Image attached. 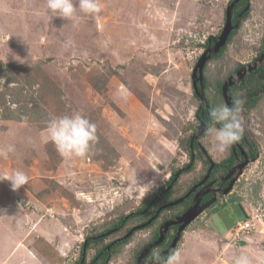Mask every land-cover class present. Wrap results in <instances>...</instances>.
<instances>
[{"label": "rangeland", "instance_id": "obj_1", "mask_svg": "<svg viewBox=\"0 0 264 264\" xmlns=\"http://www.w3.org/2000/svg\"><path fill=\"white\" fill-rule=\"evenodd\" d=\"M100 2L98 14L81 15L74 23L50 17L46 0H0V91L8 90L7 81L16 89L0 108V149L13 147L6 158L0 156V173L19 170L28 176V183L15 191L0 181V212H7L4 218L0 214V222L10 230L25 218L20 229L36 235L42 229L33 222L56 224L51 225L53 241L62 258L59 262L54 256L56 264H76L88 236L135 212L167 185L173 171L190 162L186 140L200 102L192 73L207 39L224 27L228 0ZM261 40L264 0H252L232 40L204 70L210 103L225 104L217 84L240 59L251 60ZM23 106L13 119L4 118L5 107ZM77 111L96 125L98 137L87 156L65 159L47 140L45 128L50 119ZM239 115L242 131L257 142L259 157L233 193L188 226L177 246L181 264L221 259L232 264L241 255L251 264H264V94L254 106L239 109ZM202 144L220 158L211 150L210 137ZM202 167L197 158L195 168L179 177L174 196L201 176ZM241 205L253 229L226 238L233 222L227 224L241 219ZM148 233L137 232L124 253L140 246ZM15 242L13 232L0 238V263ZM109 264L124 262L115 256Z\"/></svg>", "mask_w": 264, "mask_h": 264}, {"label": "flooded vegetation", "instance_id": "obj_2", "mask_svg": "<svg viewBox=\"0 0 264 264\" xmlns=\"http://www.w3.org/2000/svg\"><path fill=\"white\" fill-rule=\"evenodd\" d=\"M232 2L233 0H228L226 10ZM251 6H252V0H238L235 3L232 12V22L233 24L238 23V27L234 28L231 31L230 35L235 29L239 28L241 22L248 16L249 12L251 11ZM246 12L247 14L245 15ZM225 23H226V13H225ZM219 35L212 36L207 39L206 47L204 51H206L209 47L215 44V41L218 39ZM229 37L227 39L226 44L223 46L225 48L226 45H228V43L232 40L233 35L230 38ZM256 47L258 49V52L251 60L243 61L240 59L235 65V67H233V69L226 74V76L223 78V81H220L217 84L216 86L217 92L219 91V94L223 98V101H225V104L227 102L226 99L224 98L222 89L226 82H229L230 85L228 90V95L230 97L232 107H238L239 109H242L243 107H249L250 103L252 102L257 104L258 101L261 99L262 94H264V40H261L259 43H257ZM219 52L217 54H219ZM208 53H210V51ZM217 54H213L212 58H210L207 61L204 70L207 64L212 59L221 56V54L216 56ZM206 77L207 76L205 75L204 72L203 82H205ZM198 86L200 87V82H198ZM194 95L195 97L199 98L196 94L195 89H194ZM238 100L241 102L239 105L236 104ZM214 107H216V105L212 102L210 103L209 99H207V103L205 104H202L200 100L196 114V124L194 125L191 134V138H192L195 135L197 136V134L200 132L199 137L194 138V140L191 142L189 146L190 150L188 153L190 155L191 160L189 163H187L189 164V166L182 167V168H187V170L179 171V177L183 173L191 171L192 168H195L196 160L198 158L202 162V166H203L202 167L203 172L201 176L198 177L197 179H194L193 182L188 186V188L183 194L174 196V191H173L171 193V199H168L165 202H159L157 204V207L149 205V207H152V210L150 211L151 213H149V215L144 219L134 220V222L136 223L133 225H129L130 222L129 221L128 223H126L125 227H123L121 231H116L122 233L118 234L115 237H112V239H109L111 235L109 234L105 239V243L107 240V243L112 242L113 246L116 245L115 242L116 239L122 240L124 238L127 239L130 238V240L119 246L115 252L112 251V255H111V246L107 247L105 253L107 254L106 256L109 263L111 260L113 261V259H115V256H117L120 257V259L124 262V264H139L140 261H141L140 264H165L167 260L163 262V259L178 250L177 248L178 243L183 237V234L188 228V226H190V224L187 225L186 228L181 232L180 239L175 249L171 253H169L166 256H162L163 255L162 253H164V251L169 247L174 237L178 233L181 223L171 225L166 231V237L164 238L163 242H161L158 245H153L150 248L146 258H143L142 253L145 250V248L159 239L161 230L165 232L164 230L165 223L170 220L178 219L180 216L185 214L195 204L196 200H200V204H199L200 207H203L207 203H210V205L207 206L202 213H204L205 211L209 210L212 207H216V205H218V203L220 202V200H222L223 197L233 193L235 188L238 186L241 177L244 175L245 170L252 162H254L259 157L258 150L255 147L253 141L247 136V134H245L242 131L240 139L231 146L229 153L226 155H219L220 158L215 159L210 149L202 144V139L204 137H209L207 133V129L211 125L209 112ZM239 120L241 124L240 115H239ZM202 124L206 125L205 126L206 128L203 131L201 130ZM216 127H219V125H216ZM197 150L200 151V155L199 153L197 154ZM201 155H204V158H202ZM168 185L166 186L169 189H171L175 185V182L172 181ZM183 197L185 198L181 203H179L180 205L177 204L179 205L178 207L170 208V207H174V206H170L168 208H165L166 210L164 209L161 210L160 213L156 216L158 209L162 205L181 199ZM142 203L140 204V206L142 205ZM145 210L146 208L142 210L143 214H145ZM153 217L155 218L149 224H147L142 228H138L132 231L134 227L148 222ZM147 229L149 231L148 238L140 246L137 247L131 246L128 249V252L124 253L125 247L131 244V239L134 237V235L139 231L147 230ZM156 230H158V234H156ZM94 250L95 251L91 256H89L90 252L88 253V257L84 261L90 263L92 261L94 262L97 259L99 251L97 248H94ZM94 256L96 257L94 258ZM157 256L160 259L159 262H157V258H156Z\"/></svg>", "mask_w": 264, "mask_h": 264}, {"label": "clouds", "instance_id": "obj_3", "mask_svg": "<svg viewBox=\"0 0 264 264\" xmlns=\"http://www.w3.org/2000/svg\"><path fill=\"white\" fill-rule=\"evenodd\" d=\"M46 8L48 15L52 18L60 17L78 23L81 15L94 16L95 14H98L101 11L102 4L100 0H46ZM240 103L239 100L236 102L237 105ZM209 116L211 125L207 129V133L211 140V150L219 155H226L231 146L240 139L242 133L239 120V108L229 107L227 103L226 105L221 104L212 108L209 112ZM216 125H219V127H216ZM45 135L47 140L55 145L59 155L65 159L76 157L83 158L87 156L91 151L92 146L97 141L96 125L78 111L50 119L46 124ZM193 140L194 137H192V141ZM11 151H13L11 145L8 146L6 150L0 149V156L6 158ZM175 171L178 173L180 170L176 169ZM175 171L173 172L174 174H176ZM174 179L177 180L178 178H175L174 175ZM0 181H8L11 185V189L15 191L28 183V176L19 170H13L11 172L5 171L0 173ZM234 198L235 200H233ZM239 199V196L233 197L232 203H236ZM240 207L245 211L242 205ZM238 214H240V209ZM247 220L251 221L248 214L247 218L241 217V219L228 223L227 226L229 227L233 222L231 227L225 232V235L227 233L226 238L231 235L236 239L245 231L253 229L252 227L248 230H238L239 223H243ZM217 232L220 234L218 230ZM88 253L89 250H83V261L87 259ZM156 258L159 259L158 256ZM181 259L180 251H176L168 257L165 264H181ZM217 264H224L223 259ZM235 264H251V261L248 256L241 255L235 259Z\"/></svg>", "mask_w": 264, "mask_h": 264}, {"label": "trees", "instance_id": "obj_4", "mask_svg": "<svg viewBox=\"0 0 264 264\" xmlns=\"http://www.w3.org/2000/svg\"><path fill=\"white\" fill-rule=\"evenodd\" d=\"M246 14H247V12L245 13V15ZM235 31H236V29L232 32L230 37L233 35V33ZM224 49H225V47H222L221 51L216 56L220 55L223 52ZM0 76H2L1 69H0ZM204 84H205V87L207 88V86H208L207 85V78H206ZM6 85L9 86V87H7L8 90L6 92L5 91H0V101L2 102V104L0 105V108H1L2 105L6 104L8 102V101H6L7 95H9L12 98V95L14 94V92H16V89L13 86L10 85L9 81L6 82ZM95 86L98 88V85H94V87ZM11 90H15V91H11ZM255 104L256 103H254V102L250 103V107L254 106ZM25 108H26V106H23V108L19 107V108H16V109L15 108L14 109H10V107H5V109L8 110V111H7V113H6L4 118L13 119V117H14L13 115L15 114L16 110H23ZM97 137H98V133H97ZM191 141H192L191 137H189L186 140L187 148H189V146L191 144ZM253 143H254L255 147H258L257 142L254 141ZM186 166H189V164H187ZM179 170H187V168H181ZM174 175L175 174L173 173V175L170 177V179L167 182V185L170 184L172 181L175 182V185L171 189H169L167 186L159 187L155 192L151 193L148 196V198H145V200H143L142 205L139 206L138 209L135 212H131L130 214H126V215L125 214L121 215L115 221H112L111 224L105 225V227L103 229L99 230L97 233H95V234H93L91 236H88L86 238V240H85L86 242H83L82 251L80 253V257L77 260L76 264H108L109 261L107 260V256H106L107 254L105 253L107 247L111 246V255H112V251L115 252L116 249L119 246H121L122 244H124L125 242L130 240V238H128V239L124 238L122 240L121 239L120 240L116 239L115 240L116 245L113 246L112 242H109V243L106 242L105 243V239L107 238V236L109 234H112V233L116 232V231H121L123 229V227H125L126 223H128L129 221H134L136 219L140 220V219H144L145 217H147L149 215V213H151L150 211L152 210V207H149V205L157 207V204L159 202H165L166 200L171 199V193L175 189L174 187L176 186V182H178V180L174 179ZM233 200H235V198ZM179 205H177V206L174 205V207H170V208H176ZM144 208H146L145 214H143V212H142V210ZM239 209H240V216L242 215L241 216L242 218H247V215H246L245 211H243L240 206H239ZM164 210H166V209H164ZM235 220L236 219L234 218L232 221L234 222ZM156 234H158V230H156ZM94 248H97L98 251H99L97 259L94 262L92 261L90 263H88L87 261H83V258H84L83 250L84 249L91 250V249H94ZM169 256L165 257L163 259V262L166 261ZM95 257L96 256H94V258Z\"/></svg>", "mask_w": 264, "mask_h": 264}, {"label": "water", "instance_id": "obj_5", "mask_svg": "<svg viewBox=\"0 0 264 264\" xmlns=\"http://www.w3.org/2000/svg\"><path fill=\"white\" fill-rule=\"evenodd\" d=\"M237 1L238 0H233V2L228 6L227 11H226V23L224 25V28H223L221 34L218 36V39L215 41V44L213 46L209 47L206 51L203 52V54L200 56L198 62L196 63V65L194 67V70H193V73H192L193 85H194V89L196 90V94L199 96L202 104L207 102V96H206V93H205V86H204V82H203V79H204V67H205L207 61L210 58H212L213 54H217L221 50V48L226 44L227 39H228L231 31L234 28L238 27V23L237 24H233V22H232L233 7H234V5H235V3ZM209 51H210V53H208ZM198 82H200V87L198 86ZM229 86H230L229 82H226L224 84V86H223L222 91H223V95H224V98L226 99V102H227L228 106L232 107V104H231V101H230V97L228 95ZM205 126L206 125L202 124V127H201L202 131L205 130V128H206ZM199 133L197 134V136L195 135L194 138H198L199 137ZM178 177H179V172L175 174V178H178ZM185 197H183L181 199H178V200H175L173 202H169L167 204L162 205L158 209V211L156 213V216L160 213L161 210H163L165 208H168L170 206H174V205H177V204L181 203L184 200ZM199 204H200V200H196L195 204L185 214L180 216L178 219H174V220H170V221L166 222L165 225H164L165 232L161 230V232H160L161 234H160L159 239L156 242H154L153 244H150L148 247L145 248V250L142 253V257L146 258L150 248L153 245H158L161 242H163L164 238L166 237V231L171 225L177 224V223H181L179 231L176 234V236L174 237L172 243L164 251V253H162L163 255L162 254L161 255L162 256H166L169 253H171L175 249V247H176V245H177V243H178V241L180 239L181 232L186 228L187 225H189L191 222H193L205 210V208L207 206L210 205V203H207L203 207H200ZM154 218L155 217L151 218L148 222H146L144 224H141V225H138V226L134 227L132 229V231H134V230H136L138 228H142V227L146 226ZM159 260L160 259H157V262H159ZM140 263H141V261H140Z\"/></svg>", "mask_w": 264, "mask_h": 264}, {"label": "crops", "instance_id": "obj_6", "mask_svg": "<svg viewBox=\"0 0 264 264\" xmlns=\"http://www.w3.org/2000/svg\"><path fill=\"white\" fill-rule=\"evenodd\" d=\"M5 213L7 212L4 210L0 212L2 218L5 217ZM24 219L25 218L22 219L21 217L18 218V223L16 224L14 222L10 230L0 222L1 241L2 236L6 233L10 234L13 232V234L16 236V242L13 248L0 264H56L54 256L60 255L61 252H56L55 248L57 244H55L53 241L54 232L51 229V225L55 226L56 224L52 222V224L48 223V225H46L43 220L33 222L35 226L34 228H36V230L37 228L42 229V232L36 235L33 233V230H30L25 226L23 229H20L21 226L19 224L22 223ZM46 226H49L50 228ZM26 258H30L32 262L30 263ZM58 260L60 262L62 261V258L58 256Z\"/></svg>", "mask_w": 264, "mask_h": 264}, {"label": "built area", "instance_id": "obj_7", "mask_svg": "<svg viewBox=\"0 0 264 264\" xmlns=\"http://www.w3.org/2000/svg\"><path fill=\"white\" fill-rule=\"evenodd\" d=\"M252 228V222L250 220H247L243 223H239L238 230H248Z\"/></svg>", "mask_w": 264, "mask_h": 264}]
</instances>
